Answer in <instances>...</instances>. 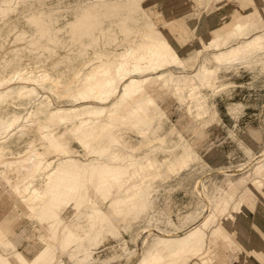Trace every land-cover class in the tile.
Masks as SVG:
<instances>
[{
    "label": "rangeland",
    "instance_id": "1",
    "mask_svg": "<svg viewBox=\"0 0 264 264\" xmlns=\"http://www.w3.org/2000/svg\"><path fill=\"white\" fill-rule=\"evenodd\" d=\"M0 78L6 262L264 264V0H0Z\"/></svg>",
    "mask_w": 264,
    "mask_h": 264
},
{
    "label": "bare ground",
    "instance_id": "2",
    "mask_svg": "<svg viewBox=\"0 0 264 264\" xmlns=\"http://www.w3.org/2000/svg\"><path fill=\"white\" fill-rule=\"evenodd\" d=\"M136 39V38H135ZM130 41H133V40H130ZM126 42V41H125ZM60 58V57H59ZM24 71H20L18 72V75H22ZM133 83V82H132ZM7 85V82L3 79V78H0V113H4L5 111H3L5 107H10L11 109L10 110H15L17 108V103L19 102H23V103H26L28 101V97L27 95H24V96H21L23 91H18V90H13L9 95H7V91L3 90ZM127 86L128 85H125L123 88H124V91L123 93H125L127 90ZM6 89V88H5ZM152 92V91H151ZM139 97H142V96H139V95H134L132 98H130L129 100H126L122 103H118V111H117V114H118V119L122 116V114L132 108V109H137V107L139 105H141L144 101H137V98ZM153 97V96H152ZM147 98V94L145 95V99ZM7 108V109H8ZM3 109V110H2ZM65 116V120L62 122V125H70L68 127V129H66V131H72L76 128L77 125H83V121L86 120L85 119H78L76 120V118H74L75 116H70V115H64ZM98 123L100 124H106V125H116V124H113L112 123V116L111 114H108L107 116L105 117H101V116H96L94 118ZM42 124L43 125H51V122L49 119H45V120H42ZM117 125H120V123L117 122ZM64 149H67V145H64ZM32 149H27L26 153H23L22 155H19V156H14L13 158L10 157V158H6L4 156H0V166L2 164H4L8 159H10L11 162H15V161H18L20 159H23L24 157H26V155L28 154V151H31ZM34 151V150H33ZM30 153V152H29ZM33 153V152H31ZM21 161V160H20ZM108 176H112V173H107ZM48 186L52 185L50 182L47 183ZM8 188V187H7ZM5 189V187H4ZM9 189V188H8ZM49 190V189H48ZM54 192V191H53ZM33 193L31 192L30 195L27 197V199H29L31 197ZM54 193H52L51 195H53ZM50 195V196H51ZM21 196V195H19ZM27 196V195H26ZM54 196V195H53ZM18 198V197H17ZM22 198V197H21ZM48 200L47 198L44 199V201ZM29 203V202H27ZM30 203L28 204V207L30 209L29 213H32V211H34L35 208L33 207H30L29 206ZM246 215V214H245ZM242 220H245V217H239L238 221L236 222V225L237 227H241V221ZM11 221H12V218H5L4 220L0 221V227L4 228V231H0V244H5V243H9L10 242V239L14 236L15 232L14 230L11 228ZM240 223V224H239ZM239 229V228H238ZM240 232H242L240 229H239ZM217 240V239H216ZM217 242H219L217 240ZM230 250L227 254V256L225 258H229L230 257V252L233 251L234 253V250H235V245L233 246L232 243L230 242ZM244 248V247H243ZM0 261L1 263L3 264H9L8 262H6L2 256H0ZM229 260V259H228ZM23 264L24 262V259H22V257H19L16 259L15 263L14 264ZM229 262V261H228ZM11 264V263H10Z\"/></svg>",
    "mask_w": 264,
    "mask_h": 264
}]
</instances>
